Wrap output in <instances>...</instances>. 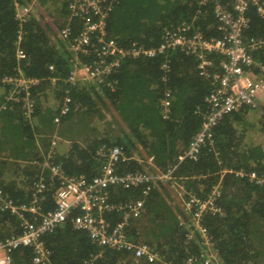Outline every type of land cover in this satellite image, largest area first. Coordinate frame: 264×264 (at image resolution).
<instances>
[{
  "label": "trees",
  "instance_id": "1",
  "mask_svg": "<svg viewBox=\"0 0 264 264\" xmlns=\"http://www.w3.org/2000/svg\"><path fill=\"white\" fill-rule=\"evenodd\" d=\"M28 1L0 0V76L14 75L20 69L24 77L37 79L29 89L33 101L30 119L24 117L21 103L6 99L10 86L0 84L2 133L9 128V136L4 134L0 143L11 145V157L27 162L21 172L27 176L22 186H18L16 177L15 180L5 179L4 168L0 167V189L15 202L28 200L30 183L36 179L38 169L31 161H43L39 156L40 148L49 147L53 118L68 90L70 110L61 117L62 120L80 111L89 117L94 114L103 119L100 106H111L121 123V130L115 135L105 130L84 140L65 143L67 150L60 154L55 153V146L63 142L55 139L48 160L50 164H60L66 174L84 175L90 180L99 174L107 160V150L114 146L130 157L119 164L122 172L141 170L142 165L150 167L140 155L139 149H142L148 158H152L157 171L165 173L177 164L172 176L188 193L184 192L185 197L195 194L203 198L212 186H218L220 196L216 205L222 211V214L207 213L201 220L212 244L207 249L201 244L199 232L195 231L193 238H187L191 226L188 221L184 222L188 219L178 206H174L168 191L153 188L144 198V211L130 220L126 232L136 243L149 245L158 253V260L141 259L137 263L129 251L100 247L91 241L86 230L74 228L68 219L41 238L50 262L185 264L187 258L193 256L199 259L198 264L207 258L209 264H264V185L237 175L239 171L264 175V145L253 140L244 141L243 118L249 107H242L218 121L213 128L212 146H203L196 160L185 159L177 163V155L201 127L206 110L204 98L211 89L209 80L198 74L195 57L180 50L127 57L108 76L109 85H69L65 79L70 70V52L62 41L51 39L54 29L34 15L24 22L16 19V2L25 4ZM39 4L46 8L51 6L46 0ZM56 4L53 5L60 29L66 25L68 12L64 3H60L59 11ZM246 16L248 26L243 32L244 39H264V18L253 6L248 8ZM190 21L204 37L220 36L212 5L204 0H120L107 19V31L121 46L135 42L144 47H156L161 42L163 27ZM19 32V46L25 54L22 59L16 56ZM253 55L264 63V45ZM219 58L217 54L212 55L216 65ZM165 59L169 63L166 72L160 67ZM50 65L53 70H49ZM51 77L57 78L54 86L50 83ZM167 88L172 96L168 114L164 117L160 101ZM54 104L57 105L53 107ZM92 130L96 132L95 127ZM101 147L106 148L105 156L98 153ZM134 153L142 161L134 158ZM52 196L53 190H50L46 207H53ZM128 197L141 198V188L119 186L110 193L113 202ZM75 214L77 211L72 213ZM105 217L112 224L120 218L117 212L110 216L105 214ZM21 230L20 220L0 209V239L17 235ZM11 256L12 264H33L34 251L32 247H19Z\"/></svg>",
  "mask_w": 264,
  "mask_h": 264
},
{
  "label": "built area",
  "instance_id": "2",
  "mask_svg": "<svg viewBox=\"0 0 264 264\" xmlns=\"http://www.w3.org/2000/svg\"><path fill=\"white\" fill-rule=\"evenodd\" d=\"M65 4L68 12L66 25L57 28V36L70 52V70L65 82L69 85L80 86L92 84L95 86L109 85L107 78L115 72L127 57L154 56L169 50H180L192 55L197 60L198 74L209 80L211 89L205 95L206 110L200 129L192 136L186 148L177 155V163L183 160H196L201 148L208 144L212 146L213 128L225 115L238 111L242 107L263 110L264 102V63L254 58V51L264 45V39H244L243 32L248 26L246 16L249 7L253 6L259 16L264 18L263 0H204L212 5L219 37L206 38L193 22H177L163 27L161 42L156 47H144L135 42L130 46H121L118 41L109 36L107 19L113 8L120 0H59ZM32 12L30 4L16 2V19L20 22L27 20ZM37 18V17H36ZM38 19V18H37ZM72 34H75L72 36ZM21 32L16 42V56L25 57L19 46ZM219 55L217 65L212 55ZM166 72L169 70L168 59L160 65ZM53 70V66H49ZM162 79H165L163 75ZM56 77L50 78L52 86ZM37 79L26 78L20 69L14 75L0 76V84L10 86V93L6 99L22 104L23 115L30 119L33 112L30 87ZM64 100L54 117L59 122L70 110L71 97L65 91ZM171 90L164 89L160 101L164 117L167 116L171 104ZM256 98L258 99L256 101ZM52 144L54 142L52 141ZM104 147L98 151L105 156ZM107 160L103 162L100 172L88 180L84 175L66 174L60 164H47V171L37 174L30 183V195L27 201L15 202L0 189V209L7 210L20 220L21 232L4 239H0V264H12V252L19 247H32L34 251L33 264H52L47 256L42 236L54 231L68 219L76 229L86 230L91 241L100 247L116 250H126L132 253L135 262L144 259L153 262L159 259L144 242L136 243L126 232L130 220L137 218L144 211V198L155 187V176L159 179L171 178L177 166L175 164L167 172L158 171L152 174L146 169L122 172L119 164L130 159L124 155L122 149L114 146L107 150ZM134 158H136L134 156ZM137 159V158H136ZM140 161V160H139ZM147 163L152 165V158ZM46 174V175H45ZM258 185H264V175L255 172H237ZM122 186L140 187L141 198H128L113 202L110 193ZM183 189L182 185H179ZM53 190V207H46L47 193ZM188 194V193H187ZM220 196L218 186H212L210 192L201 198L189 194L182 202L181 209L192 222L194 229L201 234V244L207 249L212 244L201 224L207 213L222 214L216 205ZM74 211L77 214L72 215ZM117 212L119 220L114 224L107 220V216ZM194 237V231L187 234V238ZM204 249L201 253L203 255ZM198 264L199 259L191 256L185 264ZM209 258L199 264H209Z\"/></svg>",
  "mask_w": 264,
  "mask_h": 264
},
{
  "label": "rangeland",
  "instance_id": "3",
  "mask_svg": "<svg viewBox=\"0 0 264 264\" xmlns=\"http://www.w3.org/2000/svg\"><path fill=\"white\" fill-rule=\"evenodd\" d=\"M27 3L31 5L32 12L36 15V17L41 23L48 24L51 28L54 29V33L51 34L52 35L51 39L53 41L59 40L56 31L58 28V23L56 22L58 18L56 8L52 6L46 8L44 5L39 4V2H26L25 4ZM57 9L58 11L61 9L58 1H57ZM83 84L88 85L86 83ZM257 100L258 99L256 98V101ZM56 105L57 104H54L53 107H55ZM98 106H100L99 103ZM263 106H264V102L262 103V107ZM100 107H102V111L104 113L103 119H99V117H97L94 114L89 117L85 114H82V111L75 112V114L72 115V117L66 120L65 119L62 120L60 118L59 122H56L53 118V122L51 125L52 133L49 137L50 139L49 147L52 141L55 140V138L58 140L59 143L63 142V140L65 139L67 140V144H68L74 140L80 141L88 137L96 136L101 132L103 133L105 130L108 131L111 135L118 134L119 130H121V123L117 118L116 112L113 110V108H111V106H108V108L104 106H100ZM56 115L57 114H55L54 117ZM263 119H264V113L262 110L249 107L247 112H245V116L243 118L244 124L242 125V127L244 132V141L253 140L254 142L262 143L264 145V124L261 123L262 121H264ZM0 123H2L1 120ZM92 127L96 128V132L92 130ZM8 132H9V128H6V130L3 133H0V141L4 134L9 136ZM48 148H44V152ZM134 156H138V155L134 153ZM43 157H45V155H43ZM33 165L39 166L40 161L36 159ZM142 167L143 169L149 171L151 174L152 173L156 174L158 172L157 169H154L155 171H152L151 169L153 168L151 167V165L150 167H146L145 165H142ZM154 178H155L154 188H156L157 190L159 189V191L161 192L162 191L165 192V190H167L168 194H170L171 197L173 196L172 198L174 202L178 204L179 208L181 209L182 202L185 199V195H184L185 191L184 188L181 189L179 187V185H181L180 182H178L177 180H173V176L171 178H163V179H159L157 176H155ZM185 217L187 218V215H185ZM187 221L188 220H185L184 222L186 223ZM188 225L191 226L190 227L191 231L192 230L194 232L196 231L191 221H188Z\"/></svg>",
  "mask_w": 264,
  "mask_h": 264
},
{
  "label": "crops",
  "instance_id": "4",
  "mask_svg": "<svg viewBox=\"0 0 264 264\" xmlns=\"http://www.w3.org/2000/svg\"><path fill=\"white\" fill-rule=\"evenodd\" d=\"M46 1L49 2L52 7H54V5H53L54 2H57V1L60 2L59 0H46ZM28 2H42V0H30ZM56 6H57V4H56ZM0 120L3 123V120L1 119V117H0ZM2 123H0V127L2 126ZM4 125H6V123H4ZM0 133H2V127L0 128ZM65 143L67 144V140H65V139L63 140V143H61V144L57 143L56 146H55V153H59L60 154V153L65 152L67 150V147H66ZM10 149H11V145L10 144H8V143L7 144L0 143V160L2 161L0 163V167L4 168L3 171H2V174L4 173V178L5 179H13V180H15V177H16L18 186H22L23 184H25V176L26 175L24 176L23 174H21V172H22V169H24V167L27 164V162L24 161V159H21V158H13V157H11L9 155ZM50 149L52 151V147L51 146L44 152V147L40 148L39 156L43 157V155H45L44 153H47ZM139 152L141 153L140 155L142 157H144V159L146 161L147 160L149 161V158L147 157V155H146L144 150L139 149ZM135 157L138 160L142 161V159L140 157H138V156H135ZM151 167L156 169L153 166V164L151 165ZM14 172H16V174ZM26 178H27V176H26ZM172 203L174 204L175 207L178 206V204H176L174 202L173 198H172Z\"/></svg>",
  "mask_w": 264,
  "mask_h": 264
},
{
  "label": "clouds",
  "instance_id": "5",
  "mask_svg": "<svg viewBox=\"0 0 264 264\" xmlns=\"http://www.w3.org/2000/svg\"><path fill=\"white\" fill-rule=\"evenodd\" d=\"M52 145H53V144L51 143L50 146L52 147ZM50 155H51V149L45 154V157L42 158L43 161H40V165L37 166L38 169H37L35 175L39 174L41 171L44 172V171H47V170H48V168H47V164H50L49 161H48ZM35 161H36V160L31 161L32 165H33V163H34ZM146 162H147V161H146ZM147 164H148V163H147ZM154 171H155V170H154ZM45 175H46V174H45ZM36 177H37V176H36Z\"/></svg>",
  "mask_w": 264,
  "mask_h": 264
}]
</instances>
